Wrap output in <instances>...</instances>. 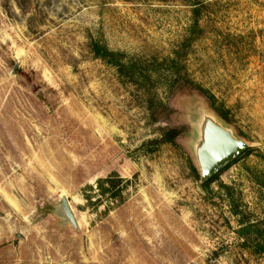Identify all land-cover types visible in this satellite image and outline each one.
<instances>
[{
    "label": "rangeland",
    "instance_id": "1",
    "mask_svg": "<svg viewBox=\"0 0 264 264\" xmlns=\"http://www.w3.org/2000/svg\"><path fill=\"white\" fill-rule=\"evenodd\" d=\"M207 115L250 147L204 185ZM258 243L264 0H0V264H264Z\"/></svg>",
    "mask_w": 264,
    "mask_h": 264
},
{
    "label": "water",
    "instance_id": "2",
    "mask_svg": "<svg viewBox=\"0 0 264 264\" xmlns=\"http://www.w3.org/2000/svg\"><path fill=\"white\" fill-rule=\"evenodd\" d=\"M249 147L245 140L237 138L232 130L218 119L210 115L205 116L200 124L199 139L195 146L201 182L204 183L218 174ZM61 205L64 216L60 217L78 229L76 215L64 196L61 198Z\"/></svg>",
    "mask_w": 264,
    "mask_h": 264
},
{
    "label": "trees",
    "instance_id": "3",
    "mask_svg": "<svg viewBox=\"0 0 264 264\" xmlns=\"http://www.w3.org/2000/svg\"><path fill=\"white\" fill-rule=\"evenodd\" d=\"M91 47H92V50H93L94 54L97 57H100V58H102L103 60H105L107 62L114 63L121 69L125 68V62H123V60H122V58L124 57V54H122L120 52H116L114 50H111L106 44L101 43L99 40L92 41ZM220 116H222L225 120H227V118H226V116H225V114L223 112H220ZM179 133H180L179 129L170 128V129H168L167 131H165L162 134L161 138L154 140V142L155 143L170 142V141L174 140L179 135ZM218 174L213 176L208 181L204 182V185H206V184L212 182L213 180H215L217 178ZM251 228H252L251 225L244 226L242 228L241 232L244 233V235H247L246 233L250 232ZM257 247H258L259 251L264 252V244H259L258 243Z\"/></svg>",
    "mask_w": 264,
    "mask_h": 264
},
{
    "label": "crops",
    "instance_id": "4",
    "mask_svg": "<svg viewBox=\"0 0 264 264\" xmlns=\"http://www.w3.org/2000/svg\"><path fill=\"white\" fill-rule=\"evenodd\" d=\"M3 199H4V201L10 206V196H6V195H4L3 196ZM3 218L5 219V220H8V219H10V216L9 215H5V216H3ZM18 235V234H17ZM19 236V235H18Z\"/></svg>",
    "mask_w": 264,
    "mask_h": 264
}]
</instances>
